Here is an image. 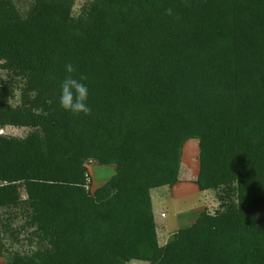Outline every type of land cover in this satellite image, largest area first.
Wrapping results in <instances>:
<instances>
[{
	"label": "trees",
	"instance_id": "obj_1",
	"mask_svg": "<svg viewBox=\"0 0 264 264\" xmlns=\"http://www.w3.org/2000/svg\"><path fill=\"white\" fill-rule=\"evenodd\" d=\"M75 3L0 0V129L30 131L0 136L5 264H264V0ZM68 63L89 115L60 107ZM191 139L220 208L160 246L152 191ZM93 162L116 172L91 193Z\"/></svg>",
	"mask_w": 264,
	"mask_h": 264
},
{
	"label": "rangeland",
	"instance_id": "obj_2",
	"mask_svg": "<svg viewBox=\"0 0 264 264\" xmlns=\"http://www.w3.org/2000/svg\"><path fill=\"white\" fill-rule=\"evenodd\" d=\"M89 0H76L74 13L78 14L81 7ZM5 75L0 72V80L4 78ZM20 92L16 93V100L14 104L20 103ZM30 131L26 128H15L7 127L0 129V136L12 137L18 139H25L29 135ZM199 142L196 139H191L185 143L182 153V165H181V180L182 183H179L173 190L170 191L169 188L165 189L166 196L165 202L160 207H156V221L158 225L164 226L166 228L167 234L171 239L172 236L179 230L180 227L194 224L197 217L207 210L211 214H214L220 208V196L222 193H215L209 191L208 193H202L198 190L195 182V178L199 172ZM88 190L93 193L97 189L106 185L112 177L115 175L116 167L111 166H100L96 163H88ZM23 198H26V195L22 194ZM165 214V217L162 218L161 215ZM264 214V212H263ZM16 227L23 226L25 219L23 216L19 217L16 221ZM191 225V226H192ZM31 231V230H30ZM29 230L22 233V237L27 235ZM1 236V235H0ZM1 238V237H0ZM5 247L10 251L20 250L21 245L14 244L10 239L3 241ZM163 242V240L161 241ZM24 250V249H23ZM9 256V254H8ZM10 257V256H9ZM129 264H149L144 262L132 261Z\"/></svg>",
	"mask_w": 264,
	"mask_h": 264
},
{
	"label": "clouds",
	"instance_id": "obj_3",
	"mask_svg": "<svg viewBox=\"0 0 264 264\" xmlns=\"http://www.w3.org/2000/svg\"><path fill=\"white\" fill-rule=\"evenodd\" d=\"M165 12L169 16L173 15L171 8L166 9ZM76 71L77 69L71 63L65 65L66 75L60 83L59 104L64 111L73 115H89L91 113V107L87 103L89 90L84 83L87 77L82 74L74 75Z\"/></svg>",
	"mask_w": 264,
	"mask_h": 264
},
{
	"label": "crops",
	"instance_id": "obj_4",
	"mask_svg": "<svg viewBox=\"0 0 264 264\" xmlns=\"http://www.w3.org/2000/svg\"><path fill=\"white\" fill-rule=\"evenodd\" d=\"M182 168V167H181ZM182 171H180V176H179V183H182L183 181L181 180V175H182ZM199 174V172H198ZM198 177V175H197ZM197 177L195 178V180L193 182H196L197 180ZM179 183L177 185H179ZM176 185V186H177ZM176 186L172 187V188H169V187H164V188H160V189H156L154 191H152V204H153V212H154V217H156V207H160L161 205L164 204L165 202V196H166V193L165 192V189L166 188H169L170 191L173 190ZM197 186V185H196ZM198 188V186H197ZM199 190V188H198ZM200 191V190H199ZM201 192V191H200ZM209 191H206V192H202V193H208ZM162 218L165 217V214H162L161 215ZM198 218V217H197ZM155 223H156V226H157V233H158V239H159V245L160 246H165L168 241L170 240L168 234H167V231H166V228L164 226H160L158 225L157 221H156V218H155ZM192 225V224H191ZM190 225V226H191ZM187 226H184V227H180V229H183ZM178 230V231H179ZM177 231V232H178ZM163 240V242H161ZM12 261V258L8 256V254L4 253L3 251H1V246H0V264H5L7 262H11Z\"/></svg>",
	"mask_w": 264,
	"mask_h": 264
}]
</instances>
